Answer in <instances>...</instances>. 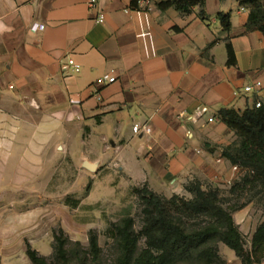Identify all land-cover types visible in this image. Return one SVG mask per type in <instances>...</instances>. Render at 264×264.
I'll return each mask as SVG.
<instances>
[{"label": "crops", "instance_id": "1", "mask_svg": "<svg viewBox=\"0 0 264 264\" xmlns=\"http://www.w3.org/2000/svg\"><path fill=\"white\" fill-rule=\"evenodd\" d=\"M161 1L96 0L91 8L90 0H0V205L15 185L53 180L68 167L83 179L105 174L158 194L183 195L194 179L226 189L237 181L240 170L223 157L234 134L219 112L264 101V35L246 31L249 11L236 0H207L206 20L199 8L186 17L163 11ZM148 6L149 25H141L135 10ZM220 13L232 17L235 64ZM35 24L44 29L33 32ZM145 29L150 55L139 38ZM106 75L116 82L99 86ZM135 125L152 132L136 134ZM237 214L251 249L258 224L248 210ZM221 254L242 264L227 248Z\"/></svg>", "mask_w": 264, "mask_h": 264}, {"label": "trees", "instance_id": "2", "mask_svg": "<svg viewBox=\"0 0 264 264\" xmlns=\"http://www.w3.org/2000/svg\"><path fill=\"white\" fill-rule=\"evenodd\" d=\"M206 1L162 0L158 7L163 11L173 8L184 17L199 8V17L206 20L203 9ZM236 1L249 11L246 31H259L264 35V0ZM218 19L222 33L228 36L232 27L231 15L220 13ZM226 42L228 63L235 64L229 36ZM219 117L235 138L232 145L223 150V157L241 172L231 191L248 190L252 196L254 193L264 208V101L261 107L249 106L242 112L221 109ZM184 190L191 198L179 194L166 198L152 191L148 185L132 190L143 206V226L137 233L134 220L127 217L108 230L119 250L114 264H226L219 254V243L231 249L242 264H259L264 260V222L253 234L251 250H247L245 238L232 213L224 207L219 188L206 187L201 180L194 179L184 185ZM78 205L79 202L73 206ZM61 237L56 238L54 261L29 248L27 254L32 263H100L101 248L96 234L91 233L89 237L87 254L93 259L91 263L87 254L83 257L77 252V257H70L65 248L66 241ZM140 239L145 240L142 249Z\"/></svg>", "mask_w": 264, "mask_h": 264}, {"label": "rangeland", "instance_id": "3", "mask_svg": "<svg viewBox=\"0 0 264 264\" xmlns=\"http://www.w3.org/2000/svg\"><path fill=\"white\" fill-rule=\"evenodd\" d=\"M79 174V170L68 167L58 172L53 180H31L25 187L14 186L0 205V215H7L0 216V264H33L27 254L29 248L52 262L56 255V238L60 236L66 241L65 248L70 257H77V252L84 257L91 233L97 235L101 248L99 264L115 263L119 250L108 230L130 217L136 232H140L143 206L132 190L144 184L111 180L105 174L83 179ZM219 190L224 207L232 217L241 210H248L253 224H258L257 228L264 222V208L254 193L252 196L248 190L232 192L231 188L223 187ZM175 194L158 195L171 198ZM183 195L191 198L186 192ZM77 202L78 207H74ZM244 238L246 249L251 250L248 238ZM139 243L141 249L144 248L145 240L140 239ZM223 248L232 252L219 243L220 256ZM87 259L89 263L93 261L88 254Z\"/></svg>", "mask_w": 264, "mask_h": 264}, {"label": "built area", "instance_id": "4", "mask_svg": "<svg viewBox=\"0 0 264 264\" xmlns=\"http://www.w3.org/2000/svg\"><path fill=\"white\" fill-rule=\"evenodd\" d=\"M95 5H96V0H90L89 6L91 8H94ZM144 9H145L144 11H141V9H137L135 11L138 12V14L142 15L141 16L142 19L140 21L141 22L140 24L143 25L145 23L146 25H149V22H150L149 13L152 10V8L150 6H148V7L144 8ZM103 19L104 18L101 17V20L100 21L103 22ZM42 29H44V27L43 26H40L39 24H35L31 28V30L33 32H36V31L42 30ZM139 38L143 41L144 46H145V50H146V52H147L148 55H150V54H152V53L155 52L154 43H153V37H152V34L149 31V29L143 30L140 33ZM68 66L70 68H72L75 73H79L80 70H81L80 66H78L72 58H70L68 60ZM115 82H116V78L114 76H112V75H106V76H104L102 78H99L96 83L99 86H104V85H108V84H113ZM256 87L258 89L261 88L262 87V83L258 82L256 84ZM253 91H254V88L252 86H247L245 88V92L246 93H252ZM94 96H95V98L98 101H101L102 100V98H101V96H100L99 93H96ZM70 102H71L72 105H76V106H79L81 104V101L78 98L77 99L76 98H73V99H71ZM254 105H255V107L259 108V107L262 106V101L260 99H256L255 102H254ZM209 122H213V119H210ZM141 131H143L145 134H151L152 129L149 126H143L142 127L140 125H135L133 127V132L134 133L138 134Z\"/></svg>", "mask_w": 264, "mask_h": 264}, {"label": "water", "instance_id": "5", "mask_svg": "<svg viewBox=\"0 0 264 264\" xmlns=\"http://www.w3.org/2000/svg\"><path fill=\"white\" fill-rule=\"evenodd\" d=\"M83 168L89 170L90 172H96V165H94V164H90V163H88V162H85V163L83 164Z\"/></svg>", "mask_w": 264, "mask_h": 264}]
</instances>
